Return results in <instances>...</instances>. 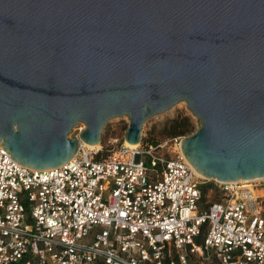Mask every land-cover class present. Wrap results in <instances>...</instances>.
Returning a JSON list of instances; mask_svg holds the SVG:
<instances>
[{
	"label": "water",
	"instance_id": "1",
	"mask_svg": "<svg viewBox=\"0 0 264 264\" xmlns=\"http://www.w3.org/2000/svg\"><path fill=\"white\" fill-rule=\"evenodd\" d=\"M181 101L199 174L264 179V0H0V144L23 166L64 165L117 117L138 145Z\"/></svg>",
	"mask_w": 264,
	"mask_h": 264
},
{
	"label": "built area",
	"instance_id": "2",
	"mask_svg": "<svg viewBox=\"0 0 264 264\" xmlns=\"http://www.w3.org/2000/svg\"><path fill=\"white\" fill-rule=\"evenodd\" d=\"M181 141L45 170L0 144V264H264V180H207Z\"/></svg>",
	"mask_w": 264,
	"mask_h": 264
},
{
	"label": "rangeland",
	"instance_id": "3",
	"mask_svg": "<svg viewBox=\"0 0 264 264\" xmlns=\"http://www.w3.org/2000/svg\"><path fill=\"white\" fill-rule=\"evenodd\" d=\"M178 118H189L194 126L193 133H195L200 127L198 118L194 116V114L189 110L187 103L181 101L173 106V108L163 112L162 114L150 118L145 123L143 128V140L149 143H152L151 141H154L156 142L155 144H158L171 138H181L182 140L183 138L192 135L193 133L181 137L171 136V133L173 132V122ZM129 124L130 122L127 116L111 119L106 124L102 133L101 144L99 145V148L95 149L100 150V153L97 156L99 159L107 158L114 152H116L119 148H121V146L126 142L125 133L129 128ZM83 127L85 129V125L80 124L77 128H75L70 134V138L78 137ZM212 183H209L211 185L209 191L207 190L206 193V201L211 202L213 200L215 201L223 198V195L218 190L214 189V191L211 192Z\"/></svg>",
	"mask_w": 264,
	"mask_h": 264
},
{
	"label": "trees",
	"instance_id": "4",
	"mask_svg": "<svg viewBox=\"0 0 264 264\" xmlns=\"http://www.w3.org/2000/svg\"><path fill=\"white\" fill-rule=\"evenodd\" d=\"M194 126L191 123V120L189 118H178L173 122V132L171 133L172 137H181L185 135H189L193 133ZM173 139V138H171ZM152 143H156L154 141H151ZM99 159V158H98ZM207 193V190L205 191V194ZM212 202H223L222 199L220 200H213Z\"/></svg>",
	"mask_w": 264,
	"mask_h": 264
},
{
	"label": "bare ground",
	"instance_id": "5",
	"mask_svg": "<svg viewBox=\"0 0 264 264\" xmlns=\"http://www.w3.org/2000/svg\"><path fill=\"white\" fill-rule=\"evenodd\" d=\"M84 129V127L82 128V130ZM130 147H132V148H134V147H136V146H139V145H132V144H129V143H127ZM90 149H93V150H95V149H97V148H99V145H94V146H91V145H87ZM199 174V173H198ZM200 176H202L201 174H199ZM203 177V176H202ZM256 181H262V180H264V179H255Z\"/></svg>",
	"mask_w": 264,
	"mask_h": 264
}]
</instances>
